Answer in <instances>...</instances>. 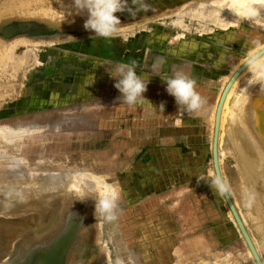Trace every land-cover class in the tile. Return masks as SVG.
<instances>
[{
	"label": "crops",
	"instance_id": "obj_1",
	"mask_svg": "<svg viewBox=\"0 0 264 264\" xmlns=\"http://www.w3.org/2000/svg\"><path fill=\"white\" fill-rule=\"evenodd\" d=\"M198 30L182 34L153 28L130 37L127 44L122 43L121 60H68L75 75L58 80L56 93L50 99L46 96V108L29 115L46 117L51 111H59L60 118L72 114L73 121L63 122L59 130L26 137L23 145L26 155L33 158L55 155L64 160L77 154L104 158L106 168L116 171L119 177L121 193L131 213L136 214V209L142 213L169 208L174 220L184 226L183 221H188L184 213L188 204L194 207L196 221H205V182L198 183L197 177L214 176L211 145L214 107L226 75L256 46L254 41L258 39L251 37L252 31L247 27L214 28L203 33ZM157 57L166 61L162 76L184 71L196 79L198 92L207 98V105L198 114L178 112L175 98L166 91V82L151 71ZM132 59L138 63L137 74L146 81L149 79L143 95L153 106L145 101L143 105L129 107L117 99L121 93L114 87L116 80L106 71L111 67L107 62L127 63ZM38 94L36 97L44 96ZM161 103L165 105L163 112L157 110ZM29 146L31 152L27 150Z\"/></svg>",
	"mask_w": 264,
	"mask_h": 264
},
{
	"label": "rangeland",
	"instance_id": "obj_2",
	"mask_svg": "<svg viewBox=\"0 0 264 264\" xmlns=\"http://www.w3.org/2000/svg\"><path fill=\"white\" fill-rule=\"evenodd\" d=\"M181 2L184 3L186 1L127 0V8L122 12L115 13V15L119 18L121 22L120 26H128L135 24L134 31L132 29L133 32H118L115 37L109 40L99 37L92 39L95 33H92L89 36L84 35L85 37L81 36L82 34L89 33L90 31L82 30L81 28H77V26L75 28L76 24L73 23H80L83 21V19H87V17H82L80 15L82 17L81 18L79 17V15H74L75 13L73 11H63V9H61L64 6L63 0H0L1 23H3L4 21L19 19L39 20L53 25L63 26V29L74 30L77 31V33L79 34L77 35V37L75 35V40L67 37V39L64 40L61 39L60 42L62 43H55L52 46H39L37 49L34 50V53L32 55V61L30 62V64L21 68V70L18 71V74L14 79L9 78L8 76L0 75V123H8L9 121L14 122L23 119H26L30 122H44L42 120V114H29H34V112L46 108L44 107L46 106V100L48 99L46 98V96L49 95L50 99L52 97L53 92H55V90L59 88V84H57L58 80L63 79V77L65 76L75 75L74 69L69 74H64V72L62 73V71H60L59 75H57L56 77L50 79H43L41 77L40 79L33 80L30 83V73L35 69L38 70L39 68V70H43L50 64L58 62L60 63L62 61L67 63L68 65L69 61L73 62L77 59H81L83 61L87 59L113 60V58L115 60H121L122 43L127 44L131 41L130 37L134 35L138 37L137 35L144 34L147 31H152L153 28H158V30L160 31L162 29L170 30L173 33L180 32L182 34L198 33L197 29L202 30V32H205L204 23L206 22V19L204 18V16L195 15V5H192V3L187 8V11L190 14H194V16H188L184 18L182 22V25L185 26L184 29L187 30H184L182 28L179 29L180 27L176 26V24L174 23V20L177 19L176 16L173 18H168L167 20L156 19L149 21L147 24H141L145 18H151L152 12L157 10H169V8L170 10H173L180 6L182 4ZM189 2H192V0H189ZM141 26L144 27L142 28ZM246 26H248L247 28L252 31V38L255 37L256 39H258V42H264V28H262L264 27V19H260L258 20V22H239L236 26H232L229 29H234L237 27L241 28ZM136 37L134 39H136ZM24 50H26L25 46H21L17 49V53L20 54V52L22 53ZM34 55L36 56L34 57ZM37 93H39L38 95L43 94L44 96H42V98L36 97ZM257 96L258 97L253 103V106L255 107H252V110H255V115H261L257 118V120L260 124H262L264 123L262 122L264 121V94H261V92L259 91ZM45 115L49 116L47 121L51 122L55 121L57 118H60L62 116L59 111H51L50 113ZM16 116H18V118H16ZM226 130L227 133L226 135H224V139L222 142L223 156L221 166L223 171V177L229 183V186L231 188V194L234 200L239 205L242 216L245 219L248 231L252 238L254 237L253 239L255 243H257L256 245L259 248V252L264 260V203L260 202L256 198L257 192L260 190L261 186H263L264 177H261L260 175H258L260 176L258 177L254 174L252 177L250 172L245 169L246 167L244 165V160L241 159L239 152L236 150L233 143H231L232 141H230L232 139L229 134V129ZM260 133L264 138V131L262 130V132L260 131ZM23 145L22 147L24 148L25 146ZM5 152L7 156L11 155V152L9 150L6 149ZM54 157L43 158V163L42 161H40L41 157L40 159L29 157V165L26 169L23 170L22 174L24 176H20L19 179L24 181H38L42 178V173L46 170H79L92 171L95 173H111V179L113 178V180H117V182H119V177L116 171L105 167L107 164L104 158H97L99 159V161H97V163H93V158L96 159V157H92L90 154H77L73 156L71 155V157H67L66 160H64V157ZM59 159H62V162L58 163ZM261 165H263V169H260V167H258V173L264 175V162ZM7 167L8 161L1 160L0 178L5 181L3 183H11L13 177V174L11 172H8ZM39 171L41 173H39ZM1 191L2 192L0 193V218L11 220L26 219L30 221H34V219L37 218V220L40 221V219L44 217L43 215H46L52 208L49 207V209H45V202L49 199L47 197L48 195L42 196L39 202H36L35 204L30 201L27 202V204L21 203L18 201L19 199L12 197L14 194L17 193H13L12 191L3 189ZM32 196L35 195L33 194ZM204 197L205 221H196V214L193 205L187 204V208H185V212H183L185 213V215L191 218V221H183L184 226L186 225L185 227H183L181 224L179 225L178 221L174 220L173 213L169 211V208L157 209L156 211L149 210L144 211L142 213H139L140 211H137L136 209V214L131 213L127 207L124 195L121 193L122 200H120L118 208L115 212L116 218L114 220H111V225L107 222L109 228L106 229V232L104 233V236H102V239H98V220L96 219L95 215L93 216V248L95 250V256L104 255L105 253L104 256L107 264H226L228 260L230 261V263L234 261V264H255L254 259L251 257L249 250L246 247L247 245L245 246L246 243L243 242L244 239L241 235H239L240 232L238 231V228L230 217L228 207L222 195L216 194L215 190L212 191L210 185L208 186V184L205 182ZM51 199L50 200L54 202L55 199L57 200L59 198L52 197ZM89 201L94 203L92 199H89ZM251 202H253V205L251 204ZM41 203L43 205H41ZM14 205L17 206L13 207ZM34 205H39V207L43 206L44 208L36 209ZM29 207L32 209H28ZM253 211L257 212L254 213ZM39 213H43V215ZM1 214L3 215L1 216ZM156 219H159V221H156ZM132 220H134L135 222ZM52 222L53 220H50L47 224H52ZM104 222L105 221H103L102 223ZM197 239H200L201 242H198ZM167 245L170 247H168ZM142 246H146L147 248L145 247V249ZM131 251L132 253H130ZM146 251L148 252L146 253ZM135 257L137 258V260Z\"/></svg>",
	"mask_w": 264,
	"mask_h": 264
},
{
	"label": "bare ground",
	"instance_id": "obj_3",
	"mask_svg": "<svg viewBox=\"0 0 264 264\" xmlns=\"http://www.w3.org/2000/svg\"><path fill=\"white\" fill-rule=\"evenodd\" d=\"M64 1V6L61 8L63 9V11H73V8L71 6L72 0H63ZM168 1V0H167ZM186 2L184 3H180L181 5L178 6L177 8L173 9V10H157L152 12V16L151 18H145L142 21L141 24H147L149 21L151 20H156V19H168V18H173V17H177L176 20H174V23L176 24V26L180 27L179 29H184V25H182V22L184 20V18L188 17V16H194V14H190L187 10V8L191 5L194 4L195 5V15L198 16H204V18L206 19L205 24V30L206 31H212L214 28H219V29H229L232 26H236L239 22H243V21H248V23L250 22L249 20H244L243 17V12L241 11V7H237L234 3L231 2V0H192V2H189V0H185ZM191 1V0H190ZM175 2V1H174ZM166 4V3H165ZM173 8V7H171ZM225 8H234L235 9V14L229 10V9H225ZM151 13V12H150ZM155 13V14H154ZM47 15V14H46ZM76 15V14H74ZM49 16V15H48ZM78 16V15H77ZM76 16V17H77ZM82 17H87V13H84L81 15ZM79 15V17H81ZM66 17V16H64ZM73 17V16H72ZM81 17V18H82ZM70 18V17H69ZM67 19V18H66ZM65 19V20H66ZM68 20V19H67ZM71 20V19H70ZM73 20V18H72ZM81 20V19H80ZM86 19H83L82 22L78 23H73L76 24L75 28L77 26V28H81L82 30H85L83 25ZM257 19L255 20L256 22H258ZM77 21V20H76ZM56 22V21H55ZM54 22V24H55ZM71 22V21H70ZM139 22V23H140ZM170 22V21H169ZM261 22V21H260ZM1 23V22H0ZM58 23V22H57ZM138 23V22H137ZM254 23V22H253ZM252 23V24H253ZM66 24V23H65ZM153 24V23H152ZM151 25V23H150ZM134 25H128V26H120V31L122 33H127V32H133L134 31ZM249 26V25H248ZM246 26V27H248ZM61 29H63V26H59ZM142 27V26H141ZM144 27V26H143ZM142 27V28H143ZM262 27V26H261ZM74 28V29H75ZM242 28V27H241ZM260 28V27H259ZM264 28V27H262ZM133 29V31H132ZM78 30V29H77ZM142 30V29H141ZM187 30V29H184ZM157 31V30H156ZM255 31V30H253ZM263 31V30H262ZM150 32V31H149ZM183 32V31H182ZM199 32L203 33L202 30H199ZM237 32V31H236ZM235 32V33H236ZM94 32H89L86 34H80L81 36L84 35H90ZM138 33V32H137ZM155 33V32H154ZM239 33V32H238ZM246 33V32H244ZM132 34V33H131ZM134 34V33H133ZM226 34V33H225ZM224 34V35H225ZM247 34V33H246ZM253 34V33H252ZM255 34V33H254ZM124 35V34H122ZM126 35V34H125ZM161 35V34H160ZM159 35V36H160ZM178 35V34H177ZM240 35V33H239ZM250 35V34H249ZM230 36V35H229ZM69 37V36H68ZM71 37H75L71 36ZM69 37V38H71ZM77 37V35H76ZM79 37V36H78ZM85 37V36H84ZM223 37V36H222ZM221 37V38H222ZM239 37V36H238ZM245 37V36H244ZM254 37V36H253ZM98 38V37H97ZM128 38V37H127ZM126 38V39H127ZM224 38V37H223ZM67 39V38H66ZM125 39V40H126ZM153 39V38H152ZM229 39V38H228ZM231 39V37H230ZM240 39V38H239ZM64 40V39H63ZM69 40V39H68ZM145 40V39H144ZM251 40V39H250ZM254 40V39H253ZM61 39L59 37L54 38V39H34V38H29V37H25V36H18V37H14L12 39H4L3 37H0V75H4V76H8L11 79H14L16 77V75L18 74V71L21 70V68L27 66L28 64H30V62L32 61V55L34 53V50L37 49L39 46H52L55 43H62L60 42ZM230 41V40H229ZM234 41V40H233ZM239 41V40H238ZM252 41V40H251ZM129 42V41H128ZM161 42V41H160ZM220 42H222L220 40ZM224 42V41H223ZM150 43V41H149ZM118 44V43H117ZM142 44V43H141ZM75 45V44H74ZM131 45V44H129ZM137 45V44H136ZM154 45V44H152ZM194 45V44H193ZM260 54L262 56H264V42L260 43ZM21 46H25V49L22 53L20 52V54H18L17 49L20 48ZM82 46V45H81ZM127 46V45H126ZM151 46V45H150ZM68 47V46H67ZM134 47V46H133ZM132 47V48H133ZM202 47V46H201ZM220 47V46H219ZM240 47V46H239ZM207 48V47H206ZM137 49V48H136ZM142 49V48H141ZM150 49V48H149ZM152 49V48H151ZM160 49V48H159ZM220 49V48H219ZM60 50V49H59ZM227 50V49H226ZM241 50V49H240ZM257 46L251 48L249 51H247L245 53V56L240 60V62L236 63L231 70L229 71V73L226 75L223 83H222V87L216 102V105L214 107V111H213V115L211 118L212 121V136H211V145H212V153H213V147H214V139H215V127H216V118H217V113H218V109L222 100V97L225 93V89L228 85V83L231 81V79L236 75L237 72H239L240 69H242L244 66V68L239 72V74L237 75V77L234 79L233 83L231 84L230 88L227 90L225 98L222 102L221 105V111H220V118H219V131H218V135H217V150H218V155H219V165H220V171L221 174L223 176V171H222V166H221V162H222V142L224 139V135H226L227 130L229 129V134L231 136L230 141H232L231 143H233V145L235 146L236 150L239 152L241 159L244 160V165H245V169L250 172L251 176L253 177V174L258 176L260 175L261 177H264L263 174L258 173L259 169L258 167H260V169H263V162H264V138L261 135L260 131L262 132V130L264 131V123L260 124L257 120V118L261 115H255V110L253 111L252 107L253 103L255 102L256 98L258 97L257 94L260 91V84L257 83H253L252 82V77H251V73L250 70L248 68V66L246 65V61L248 58V54L250 52H255L257 51ZM63 51V50H62ZM129 51V50H128ZM164 51V50H163ZM214 51V50H213ZM90 52V51H89ZM189 52V51H188ZM191 52V51H190ZM204 52V51H203ZM132 54V53H131ZM191 54V53H190ZM220 54V53H219ZM129 55V54H128ZM194 55V54H193ZM200 55V53H199ZM235 55V54H234ZM36 55H34L35 57ZM83 56V55H82ZM196 56V55H195ZM226 56V55H225ZM224 56V57H225ZM146 57V56H145ZM175 57V56H174ZM203 57V54H202ZM206 57V56H205ZM90 58V57H89ZM193 58V57H192ZM204 58V57H203ZM182 59V58H181ZM188 59V58H187ZM201 59V58H200ZM199 59V60H200ZM210 59V58H209ZM230 59V57H229ZM90 60V59H89ZM133 60V59H132ZM185 61V60H184ZM188 61V60H187ZM197 61V60H196ZM36 62V61H35ZM63 62V61H62ZM82 62V61H80ZM101 62V61H99ZM145 62V61H144ZM192 62V61H191ZM89 63V62H88ZM92 63V62H91ZM90 63V64H91ZM102 63V62H101ZM148 63V62H147ZM231 63V62H229ZM83 64V63H82ZM187 64V63H186ZM192 64V63H191ZM224 64L225 60H224ZM149 65V64H148ZM32 66V65H31ZM102 66V65H101ZM151 66V65H150ZM228 68V67H227ZM143 69V68H142ZM39 70V68H38ZM38 70H33L30 74H32L33 72H37ZM98 70V69H97ZM103 70V69H102ZM219 73V72H218ZM167 74V73H166ZM172 74V73H171ZM146 76L148 74H145ZM219 75V74H218ZM111 77V76H110ZM208 78V77H207ZM145 79V77H144ZM221 79V78H220ZM101 80V79H100ZM146 80V79H145ZM101 84V82H100ZM104 85V84H103ZM157 88V87H156ZM101 89V88H100ZM152 89V88H151ZM155 90V88H153ZM198 91V90H197ZM109 93V92H107ZM200 93V92H199ZM216 93V92H215ZM100 94V93H99ZM118 94V93H117ZM204 94V93H203ZM214 95V94H213ZM107 97V96H106ZM115 98V97H114ZM264 98V97H263ZM214 99V98H213ZM258 100V99H257ZM259 101V100H258ZM97 103V102H96ZM110 103V102H109ZM257 103V102H256ZM119 104V103H118ZM176 104V103H175ZM213 107V106H212ZM95 108V107H94ZM211 108V107H210ZM258 109V108H257ZM262 110V109H261ZM260 112V111H259ZM69 113V112H68ZM264 114V113H263ZM13 116V115H12ZM11 116V117H12ZM43 116V115H42ZM66 116H68L69 118H65V116L63 118H57L55 121L51 122V121H47V119L49 118V116L47 117H42V120L44 121L43 123H38L36 121L30 122L26 119L23 120H18V121H7L8 123H0V161L4 160V161H8V167L7 170L8 172H11L13 174L11 183H3L5 181L2 180V178H0V193L2 192L1 190H8V191H12L13 193H17L14 194L12 197L19 199L18 201L21 203H27V202H33L34 204L36 202H39V200L41 199L42 196H47L49 199L46 200L45 202V209L49 207H52V205L55 203L51 201L53 199H51L52 197H58L59 199L56 200L59 201L61 199H65V198H72V197H76L79 199H86V200H93V204L95 205L96 201L94 198L92 197H88L89 194V189L91 188H96V189H100L102 191H111L113 187L115 186H119V190H120V198L117 201V204L119 205L120 200L121 199V187L119 185V183L117 182V180H113V178L111 179V173H95L92 171H79V170H59V171H42V178L38 181L36 180H31V181H24L19 179L20 176H24L23 170L26 169L29 165V161L28 158L29 156L26 155L24 148L22 147V141L24 143L26 137H32L34 138L35 135L37 134H42L43 132L46 131H53V129L55 130H59L60 128H62V123L66 122V121H73L72 114H66ZM79 116V114L77 115ZM90 116V115H89ZM263 117V116H262ZM8 118V117H7ZM89 119V118H87ZM178 119V118H177ZM264 119V118H263ZM262 119V120H263ZM210 121V122H211ZM264 122V121H262ZM68 123V122H67ZM259 124V126H258ZM262 129V130H261ZM80 132V131H79ZM209 135V134H208ZM44 135H42L41 137H43ZM40 137V138H41ZM54 137V136H53ZM52 137V138H53ZM176 138V137H175ZM227 138V137H226ZM32 139V138H31ZM50 139V138H49ZM229 139V138H228ZM28 141V140H27ZM34 142V141H33ZM44 142V141H43ZM184 142V141H183ZM25 144V143H24ZM36 144V143H35ZM231 146V145H230ZM38 147V146H37ZM40 147V146H39ZM232 147V146H231ZM26 148V147H25ZM233 148V147H232ZM6 149L9 150L11 152V155L7 156L6 154ZM48 149V148H47ZM28 151L31 152V147L29 146L27 148ZM35 151V150H34ZM49 151V150H48ZM233 151V150H232ZM37 153V152H36ZM232 153V152H231ZM225 154V153H224ZM51 155V154H50ZM55 155L52 156H46L48 158L54 157ZM43 158L41 156V160L43 163ZM55 158V157H54ZM40 159V158H39ZM91 159V158H90ZM115 159V158H114ZM224 159V158H223ZM35 160V159H33ZM62 159L58 160L59 162ZM103 160V159H102ZM97 161H99V159H94L93 158V163H97ZM224 161V160H223ZM53 162V161H52ZM262 162V163H261ZM49 163V162H48ZM56 163V162H55ZM35 164V163H34ZM138 164V163H137ZM120 165V164H119ZM48 166V165H47ZM68 166V165H67ZM74 167V166H73ZM106 167V166H105ZM139 167V166H138ZM262 167V168H261ZM131 168V167H130ZM50 169V168H49ZM87 169V168H86ZM258 169V170H257ZM119 171V169H118ZM242 171V170H241ZM244 171V170H243ZM263 171V170H262ZM98 172V171H97ZM139 172V171H138ZM137 172V173H138ZM31 173V172H29ZM39 173H41L39 171ZM130 173V172H129ZM245 173V172H244ZM243 173V174H244ZM212 174L216 175L215 172V163H214V159L212 158ZM225 174V173H224ZM40 175V174H39ZM203 175V174H202ZM210 175V174H209ZM4 176V175H3ZM41 176V175H40ZM125 176V175H124ZM208 176V175H207ZM258 176V177H260ZM35 177V176H33ZM126 178V177H125ZM124 178V179H125ZM184 178V177H183ZM11 179V178H10ZM9 179V180H10ZM157 179V178H156ZM125 181V180H124ZM158 181V180H157ZM185 181V180H184ZM191 181V180H190ZM140 183V182H139ZM123 184V183H122ZM121 184V185H122ZM147 184V183H146ZM162 184V183H161ZM243 184V183H242ZM3 185V186H2ZM195 185V184H194ZM262 185V183H261ZM124 186V185H123ZM129 186V185H128ZM141 186V185H140ZM167 186V185H166ZM127 187V186H126ZM185 187V186H184ZM188 187V186H187ZM203 187V186H202ZM130 188V187H129ZM166 188V187H165ZM171 188V187H170ZM124 189H126L124 187ZM158 190V189H157ZM190 191V190H189ZM203 191V190H202ZM164 192V191H163ZM188 193V192H187ZM197 193V192H196ZM35 196H32V195ZM189 194V193H188ZM244 194V193H243ZM246 194V193H245ZM182 195V194H181ZM185 195V194H184ZM187 195V194H186ZM233 205L236 208L241 220L243 221V224L245 225L247 231L248 228L246 226V222L244 217L242 216V213L240 211L239 205L237 204V202L234 200L231 192L229 193ZM251 195V194H250ZM180 196V195H179ZM88 197V198H87ZM223 199L226 202V205L228 207L229 210V214L231 219L233 220V222L235 223L236 227L238 228V231L240 232L239 235L242 236V238L244 239L243 242H245V246L248 248L249 253L251 255V257L254 259L255 264H257L255 257L253 255V252L251 250V248L249 247L243 233L242 230L237 222V219L233 213V210L231 209V207L229 206L227 200L224 198V195L222 196ZM251 197V196H250ZM46 198V197H45ZM164 198V197H163ZM179 198V197H178ZM237 198V197H236ZM257 200H259L260 202L264 203V182H263V186H261L260 190L257 192L256 195ZM12 199V198H11ZM51 199V200H50ZM185 199V197H184ZM10 200V198H9ZM179 200V199H178ZM183 200V198H182ZM237 200V199H236ZM252 200V199H251ZM254 200V199H253ZM2 201V200H1ZM15 201V200H14ZM153 201V200H152ZM177 201V200H176ZM255 201V200H254ZM4 202V201H3ZM161 202V201H160ZM182 202V201H181ZM44 203V202H43ZM135 203V202H134ZM178 203V202H177ZM183 203V202H182ZM253 202H251L252 204ZM8 204V203H7ZM17 204V203H16ZM28 204V203H27ZM127 204V203H126ZM139 204V203H138ZM249 204V203H248ZM25 205V204H24ZM41 205H43L41 203ZM163 205V204H162ZM253 205V204H252ZM7 206V205H6ZM10 206V205H9ZM17 205H14L13 207H16ZM36 209L39 208H44L43 206L39 207V205H34ZM134 206V205H133ZM25 207V206H24ZM254 207V206H252ZM174 208L171 206V209ZM12 209V208H11ZM28 209H32V208H28ZM43 209V210H45ZM251 209V208H250ZM256 209V208H253ZM4 210V209H3ZM9 210V209H8ZM22 210V209H21ZM175 210V209H174ZM7 211V210H6ZM23 211V210H22ZM19 212V211H18ZM94 212H95V208H94ZM141 212V211H140ZM139 212V213H140ZM172 212V211H171ZM250 212V211H249ZM254 212V211H253ZM257 212V211H255ZM254 212V213H255ZM16 213V212H15ZM130 213V212H129ZM259 213V212H258ZM10 214V213H9ZM17 214V213H16ZM41 215H43V213H39ZM257 214V213H256ZM3 214H1L2 216ZM14 215V214H13ZM131 215V214H130ZM138 215V214H137ZM7 216V214H6ZM44 216V215H43ZM129 216V215H128ZM191 216V214H190ZM150 217V216H149ZM261 217V216H260ZM164 218V217H163ZM262 218V217H261ZM137 219V218H136ZM187 219L189 221H191L190 217H187ZM98 239H102V236H104V233L106 232V229L109 228L107 222L110 224L111 220L107 221L105 218L103 217H99L98 216ZM159 220V219H158ZM171 220V219H170ZM193 220V219H192ZM103 221H105L104 223H102ZM134 221V220H132ZM194 221V220H193ZM251 221V220H250ZM62 222V221H61ZM135 222V221H134ZM152 222V221H151ZM54 221L52 222L53 225ZM148 223V222H147ZM196 223V222H194ZM259 223V222H258ZM111 225V224H110ZM127 225V224H126ZM137 225V224H136ZM157 225V224H156ZM178 225V224H177ZM106 226V228H105ZM186 226V225H185ZM183 226V227H185ZM10 228L8 234H11L12 236H17V230L13 227H9ZM131 227V226H130ZM134 227V226H133ZM160 227V226H159ZM4 227H2L1 229H3ZM260 228V227H259ZM5 229V228H4ZM160 229V228H159ZM89 229L87 228L86 231H84L83 236L80 234V236L78 237V239H83V237H87V235L89 234ZM139 230V229H138ZM143 230V229H142ZM171 230V229H170ZM176 230V229H175ZM258 230V229H257ZM133 231V230H132ZM157 231V230H155ZM169 231V230H168ZM264 231V229H263ZM136 232V231H135ZM147 232V231H146ZM154 232V231H152ZM160 232V231H159ZM180 232V231H179ZM262 232V231H261ZM142 233V232H141ZM145 233V232H143ZM156 233V232H155ZM249 233V231H248ZM114 234V233H112ZM157 234V233H156ZM163 234V233H162ZM261 234V233H260ZM19 236L20 233L18 234ZM150 235V234H149ZM196 235V234H195ZM250 235V233H249ZM108 236V235H107ZM156 236V235H155ZM188 236V235H187ZM199 236V235H198ZM22 237V236H21ZM154 237V234H153ZM185 237V236H184ZM264 237V236H263ZM142 238V237H141ZM147 238V237H146ZM149 238V237H148ZM152 238V237H151ZM150 238V239H151ZM250 238L255 246V249L257 250L263 264H264V260L259 252V248L257 247V243H255L254 241V237L252 238V236L250 235ZM169 239V238H168ZM194 239V238H193ZM124 240V239H123ZM133 240V239H132ZM182 240V239H181ZM99 241V240H98ZM97 241V242H98ZM139 241V240H138ZM147 241V240H146ZM198 242H201V240L197 239ZM240 241V240H239ZM102 242V241H101ZM133 243V242H132ZM160 243V242H159ZM99 244V243H98ZM198 244V243H197ZM114 245V244H113ZM168 246V245H167ZM101 247V246H100ZM143 247V246H142ZM146 247V246H145ZM143 247V248H145ZM170 247V246H168ZM125 248V246H124ZM147 248V247H146ZM145 248V249H146ZM158 248V247H157ZM164 248V247H163ZM229 248V247H228ZM121 249V248H118ZM155 249V248H154ZM234 249V248H233ZM261 249V248H260ZM242 250V249H241ZM244 250V248H243ZM247 250V249H246ZM122 251V250H121ZM133 251V250H132ZM132 251L130 253H132ZM232 251V250H231ZM236 251V250H235ZM148 251H146L147 253ZM181 252V251H180ZM243 252V251H242ZM248 252V251H247ZM104 253V252H103ZM134 253V252H133ZM237 253V252H236ZM108 254V253H107ZM106 254V255H107ZM238 254V253H237ZM244 254V253H243ZM105 255V253H104ZM109 255V254H108ZM236 255V254H235ZM237 256V255H236ZM124 257V256H123ZM147 257V256H146ZM154 257V256H153ZM152 257V258H153ZM229 257V256H228ZM238 257V256H237ZM107 258V257H106ZM136 258V257H135ZM150 258V256H149ZM180 258V257H179ZM249 258V257H248ZM114 259V258H113ZM123 259V258H122ZM232 259V257H231ZM115 260V259H114ZM129 260V259H128ZM137 260V258H136ZM146 260V259H145ZM238 260V259H237ZM252 260V259H251ZM148 261V260H147ZM181 261V260H180ZM122 262V261H120ZM160 262V261H159ZM240 262V261H239ZM153 263V262H152ZM111 264V263H110ZM189 264V263H188ZM226 264H234V261H232L230 263V261L228 260Z\"/></svg>",
	"mask_w": 264,
	"mask_h": 264
},
{
	"label": "water",
	"instance_id": "obj_4",
	"mask_svg": "<svg viewBox=\"0 0 264 264\" xmlns=\"http://www.w3.org/2000/svg\"><path fill=\"white\" fill-rule=\"evenodd\" d=\"M69 35L79 34L77 31L61 29L57 25L39 20L19 19L0 23V37L4 39H12L18 36L34 39H54L57 37L66 39ZM73 69V65H67L65 62L50 64L43 70L33 72L29 77V82L31 83L33 80L40 79L41 77L43 79L56 77L60 71L64 72V74H69ZM239 72L228 83L217 113L212 153L216 174H221L217 150L221 105L227 90ZM224 198L233 210L257 264H263L243 221L233 205L230 195L226 194ZM94 208L95 205L89 200H79V198L72 197L57 201L40 221L37 218L34 221L0 218V264H107L105 256H95L93 248ZM50 220H53L54 223L49 226L47 223ZM7 226L15 228L17 233H20L22 237L18 234L17 236L8 234L9 231L6 230L10 228ZM2 227L5 229H1ZM87 228L89 229L87 237H83L81 240L78 239L80 234L83 236Z\"/></svg>",
	"mask_w": 264,
	"mask_h": 264
},
{
	"label": "clouds",
	"instance_id": "obj_5",
	"mask_svg": "<svg viewBox=\"0 0 264 264\" xmlns=\"http://www.w3.org/2000/svg\"><path fill=\"white\" fill-rule=\"evenodd\" d=\"M231 2L237 7L242 5L241 11L244 20L264 19V0H231ZM71 6L76 15L87 13L83 27L85 30L95 33L92 39L99 37L110 40L120 31L121 22L115 13L122 12L127 8V0H72ZM225 9H229L235 14L234 8ZM71 38L75 40L74 37ZM254 44L258 50L248 54L246 63L252 74V82L259 83L260 92L264 94V56L260 54L259 42L254 41ZM165 62L163 57H157L154 60L151 66L153 76H159L166 82V91L175 98L178 112L191 115L198 114L207 105V98L197 91L196 79L184 71H175L171 75L162 76L161 69ZM107 63L111 67L107 68L106 71L116 80L114 87L121 93L117 98L121 104L132 107L143 105L145 101L150 103L143 95L147 91L149 79L146 81L141 74H137V61L116 62L114 64L112 61H108ZM100 106L103 107V105ZM164 107V103H161L158 109L153 108L163 112ZM197 178L198 183L201 180L208 183L216 194L223 196L231 192L228 181L221 174L211 177L198 176ZM88 197H92L96 201L94 212L96 219L98 216L106 220L116 218L117 201L120 198L119 186H115L107 192L91 188Z\"/></svg>",
	"mask_w": 264,
	"mask_h": 264
}]
</instances>
